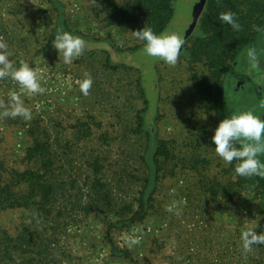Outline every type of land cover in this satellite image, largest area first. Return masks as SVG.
<instances>
[{
    "label": "rangeland",
    "instance_id": "obj_1",
    "mask_svg": "<svg viewBox=\"0 0 264 264\" xmlns=\"http://www.w3.org/2000/svg\"><path fill=\"white\" fill-rule=\"evenodd\" d=\"M189 1L193 2L194 0L176 1L174 17L166 30H173L175 25L181 26L185 22L184 18L189 17L191 14L189 5H187ZM59 2L63 5V11L66 14V25L71 30L78 31L92 40L108 41L120 51L143 47V42L132 36L131 32L134 30L131 27L124 28L122 21L113 26L108 24L107 20L110 14L106 7L111 5L113 11V6L116 5L117 8L121 6V0H60ZM183 6L185 8L181 14V21H179L178 13ZM52 9L53 5L45 0H0V43H5L8 46V49L13 53L11 57L13 61L17 64L21 60L26 61L37 73L40 64L39 53L43 51L39 47L49 42L55 26L58 24L57 13ZM250 46L256 47L260 53L262 66L259 65V67L261 69H250L244 58V53ZM94 55L92 58H97L100 63L107 58L104 53L100 52H96ZM138 55L146 56L143 50L139 51ZM77 58L80 60L84 57ZM154 64L158 94L156 100L149 105L155 106V115L152 113L151 119H155L158 139L170 142L171 147H169L171 149L175 147L173 152L179 158L193 160L202 157L210 161L209 167L204 168V171L201 170V174L209 175L205 182L209 181L211 186L216 183L221 185L228 183L232 176L226 175L224 170L230 169V165L220 160L207 143L212 137L211 115L204 108L193 106V85L185 60L180 57L175 66L163 65L156 61ZM198 71L201 72L199 69ZM74 74L78 75L80 81L85 77L82 66ZM142 77L144 85L145 77L144 75ZM263 77L264 32L245 48L237 58L236 64L229 69L224 78L222 102L226 117L239 109H254L257 115L264 117ZM96 85L99 86L101 96L107 94V87L104 88L102 82H96ZM107 85L108 82H106ZM13 88L19 91L11 80H0V100L7 102V93ZM77 88L79 91H74L80 95L79 109L83 111L82 113H91L90 117L94 119V137L84 147H77L76 150L84 153L88 149L87 153L90 157H104L105 160H108L107 164L111 166L110 173L119 168L123 157L127 154L132 159L130 165L134 170V159L137 157L135 155L138 153L139 156L143 155L145 142L138 146L137 140H132V137L135 136L133 134L134 127L125 130L120 122L122 115V110L119 107L121 93L118 89H114V95L110 99L103 96L100 105H97L95 109H87L86 96L80 91L79 84ZM144 88L146 98L151 102L145 85ZM27 102L28 106H32L30 101ZM78 114L80 113L78 112ZM85 114L80 116L88 117ZM12 125L8 123L7 118H4L3 123L0 121V162L5 164L8 171L23 170L26 150L30 147L32 138L29 130H14L11 128ZM205 125L208 129L207 134L201 136L198 131ZM105 135L109 136L107 143L100 140ZM125 140V144L127 142L130 144L124 146L122 143ZM261 159L264 160V157ZM174 165H176L175 168H173ZM165 172V177L160 180L158 193L155 197L156 208L146 221L124 231L115 230L111 235L115 247L131 253L134 258L132 262L112 256L111 247L105 238L106 226L103 222L105 217L96 215L83 219L76 213L71 214L74 220L70 221V219L68 224L63 226V230L59 231L54 239L57 244L52 240L55 245L51 247L56 251L55 254L72 255L74 259L72 264H215V262L220 264H264V246L255 247L246 254L243 252L241 232L251 226L246 225L245 221L239 222L234 229V235H231L232 228L222 224L216 228L214 233L216 235L213 236L211 242H205L202 239L199 242L193 241L195 237H191L189 233L194 231L190 232L186 226L187 214H183L179 210L183 209L182 207L177 208L181 201H177V206H174L175 198L170 193V187L171 184L179 185V182L183 181L186 186L185 191L188 190L194 197L193 192L201 189L204 177L201 174L193 173L186 163L180 162L178 166L177 162L171 164ZM173 177L175 180L171 183L169 179ZM235 179L236 176L233 175V180ZM175 197L177 198V196ZM234 201L232 203L228 197H223L225 211L236 208L237 199ZM20 224L21 215L17 211L0 215V225L8 227L13 233L21 228ZM256 231L257 234L264 232V225H259ZM51 235L52 233L48 229L44 238H49ZM131 239L138 240V243L132 245ZM198 246L200 248H197ZM191 248L194 250L192 251ZM212 253L219 255L217 259L211 255ZM196 254L201 258L193 256ZM206 254L210 256L203 258Z\"/></svg>",
    "mask_w": 264,
    "mask_h": 264
},
{
    "label": "trees",
    "instance_id": "obj_2",
    "mask_svg": "<svg viewBox=\"0 0 264 264\" xmlns=\"http://www.w3.org/2000/svg\"><path fill=\"white\" fill-rule=\"evenodd\" d=\"M45 1L51 3L52 10L57 13L56 27H62L72 33L66 25V14L60 0ZM176 1L121 0V6L119 8L113 6V11L111 5L106 7L110 14L107 21L111 26L122 21L124 28L131 27L134 31L141 30L147 25L159 34L170 25L175 14ZM229 10L235 12L238 17L241 24L239 32L222 25L218 20L221 12ZM254 25L264 28V0H208L196 32L182 50L184 55L180 57L185 60L191 74L193 106L204 108L211 115L212 135L218 123L226 118L222 102L225 76L245 48L263 33L255 31ZM57 28L47 47L52 44ZM72 34L80 36L86 42L84 53L86 56H92L96 52L104 53L107 56V67L114 69L132 67L142 73V67L137 66L135 59L144 45L141 48L120 51L108 41L92 40L78 32ZM161 64L166 65L164 62ZM198 69L201 70L200 73ZM144 98L146 106L152 103L146 98L145 90ZM140 119L139 128H142L144 120ZM82 125L83 130L87 131L86 124ZM35 128L29 130L32 143L26 150L23 170L8 171L5 164L0 162V215L14 211L21 215V228L15 233L8 227L0 225V264H72L74 261L72 255L55 254L56 251L51 246L55 245L54 242L57 244L54 239L59 231L63 230V226H66L70 219L74 220L71 216L74 213L83 219L91 215L105 217L103 219L106 226L105 238L111 247L112 256L132 262L134 258L129 251L115 247L111 239L113 231H123L134 224L145 222L156 207L155 194L158 192L159 176L164 170L167 171L171 164L177 162L178 166L179 162L186 163L189 170L195 174H201V170L204 171V168L211 164L202 157L193 160L181 157L184 158L183 161L176 153L174 154L175 147L171 149L170 142L158 139L157 127L154 134L145 131L147 139L152 144L148 141L141 158L149 173L134 201L122 204L124 197L121 194L125 192L120 190L119 180L116 181L118 187H114L107 180L106 175L111 169L107 164L108 160L102 156H93L94 160L85 163V168L92 172L87 179L88 183L92 181L88 191H83L76 180H69V184L64 183L59 176L56 147L48 143L45 134L37 125ZM207 130L205 125L198 132L205 136ZM207 143L213 150L215 145L211 143V139ZM235 163L234 161L230 165V169L224 170L226 175L232 176L228 183L210 186L209 192L213 196L218 195V190L227 195L233 187L238 186L264 191V178L237 176L234 173ZM233 175L236 176L235 180ZM112 176V179H117L121 174L114 172ZM48 229L52 235L44 238Z\"/></svg>",
    "mask_w": 264,
    "mask_h": 264
},
{
    "label": "crops",
    "instance_id": "obj_3",
    "mask_svg": "<svg viewBox=\"0 0 264 264\" xmlns=\"http://www.w3.org/2000/svg\"><path fill=\"white\" fill-rule=\"evenodd\" d=\"M55 28L57 27L55 26ZM68 30L72 31V33L78 32L71 30L69 26ZM47 45L48 43L46 42L39 47L43 51L39 53L38 58L40 63L38 78L41 86L45 88V92L38 95L21 94L25 106L31 109L32 118L27 121L20 117L15 119L7 118V120L9 124H13L11 128L14 130H30L34 129L37 125L39 130L45 134V139L48 140V143L56 147L61 180L64 183L67 182V184H69V180H76L83 191H88V186H91L92 181L88 183L87 179L92 172L85 168V163L89 160H94L96 156L90 157L87 153L89 152L88 149L83 153L82 151L78 152L76 148L84 147L94 137V119H91V113H82L83 111L78 107L80 95L76 91H79L77 87L80 80L78 79V75L74 73L82 66L84 74L90 75L93 79V85L88 95H85L87 109H95L97 105L101 104L103 96L110 99L114 95V89H118L121 93L119 100V107L122 110L120 122L125 130H130L132 127L136 129L133 132L135 136L132 137V140H137L136 143L138 146H141L145 142V147H147L148 141L152 144L147 139L148 135L145 131H149L150 133L154 131L155 133L156 122L155 119H153L154 122L151 119L152 113L155 115V106H146L145 104V88H142L145 84L143 85V75L138 69L132 67L114 69L106 66V60L100 63L97 58H92L93 56L90 57L85 54L82 55L84 58L80 60L79 58H74L72 64L65 65L62 59L58 58V53L52 44L50 47H47ZM96 82H102L103 87H107V94L101 96V91L99 86L96 85ZM106 82H108L107 86ZM36 98L37 100L34 101ZM27 101H30L32 106H28ZM81 114L88 115V117L84 118V116H80ZM102 115L106 116L104 114ZM140 118L144 120L142 121V128H139ZM0 121L3 123L4 117H0ZM83 123L86 124L87 131L83 130ZM139 129L141 132H139ZM108 139L109 136L105 135L100 140L107 143ZM125 142L126 140L122 143L124 146L130 144L129 142L125 144ZM70 147L72 148L70 149ZM135 156L137 157L134 159V170L130 167V160L132 159L126 154L119 168L112 171V173L120 172L121 176H118L117 179H112V173L108 172L106 175L107 180L114 187H118L116 181L119 180V188L125 192V194H121L124 197L122 204L134 201L133 199L137 197L136 194L140 191V187L143 185V181L149 173L145 163H142L143 159L139 156V153ZM164 173L166 172L163 171L160 174V180L162 177H165ZM201 175L204 177L202 182L203 186L201 189L193 192L195 194L194 197H192L193 195L188 190L185 191L186 186L183 184V181H180L179 185H176V183L171 184L170 187V193L175 198L173 201L175 203L174 206H177V201H181L177 208L182 207L183 209L179 210L183 214H187L186 226H188L190 232L194 231L193 233H189L191 237H195L193 241L199 242L202 239V241L211 242L213 236L216 235L214 234L216 228L222 224L232 228L231 235L235 234L234 229H236L239 222L245 221L247 222L246 225H251L250 228L255 230L258 229L259 225H264V191H257L248 186H238L233 187L227 195L218 190V195L213 196L209 192L211 186L209 181L205 182V179L209 178V175H206V173ZM171 176L174 175L171 174ZM169 180L172 183L175 178L173 177ZM157 185L159 189V183ZM223 197H228V199L232 200V203L237 199L238 205L235 206L236 208L225 211ZM182 204L183 206H181ZM138 225L140 224H134L130 228ZM130 228H126L125 230ZM235 244L237 246V240ZM197 248H200V246ZM191 250L193 251L194 249L191 248ZM211 255L216 259L219 256L217 253H212ZM193 256H198L199 259L201 258L197 254ZM209 256L206 254L203 258ZM215 264L220 263L215 262Z\"/></svg>",
    "mask_w": 264,
    "mask_h": 264
},
{
    "label": "clouds",
    "instance_id": "obj_4",
    "mask_svg": "<svg viewBox=\"0 0 264 264\" xmlns=\"http://www.w3.org/2000/svg\"><path fill=\"white\" fill-rule=\"evenodd\" d=\"M218 20L222 25L229 26L233 31L239 32L241 24L235 12L229 10L221 12ZM254 30L264 32V28L254 25ZM132 36L143 42V52L151 58H156L167 65L175 66L182 54L186 43L182 34L172 30L155 33L149 26L131 32ZM52 46L65 65L73 63L74 58L85 53L86 42L62 27L57 28L52 40ZM13 53L5 43H0V80L8 79L15 83L16 88L7 93V102L0 100V117L24 120L32 118L31 109L26 107L21 94H43L45 88L41 86L37 71L26 61H13ZM244 58L250 69L258 70L262 61L257 48L250 46L244 53ZM93 85L90 75L79 81L80 91L88 95ZM211 143L215 145L214 153L225 164L231 165L235 161L234 173L244 178H264V117L255 113L254 109H239L233 111L221 120L214 129ZM241 245L246 254L253 248L264 246V232L257 234L253 228H246L241 232ZM135 245L138 240L131 239Z\"/></svg>",
    "mask_w": 264,
    "mask_h": 264
},
{
    "label": "water",
    "instance_id": "obj_5",
    "mask_svg": "<svg viewBox=\"0 0 264 264\" xmlns=\"http://www.w3.org/2000/svg\"><path fill=\"white\" fill-rule=\"evenodd\" d=\"M207 1L208 0H194L193 2L189 1L187 5H189V8H190L189 10L191 14H189L188 12L189 17L187 19L184 18L185 22L181 26H178V27L177 25H175V28L172 31H175L178 34H182L185 38V41L187 42L193 36V33L198 27L199 20L205 10ZM185 6H183L178 13L179 21H181V17H182L181 14L183 13ZM154 61L163 63L162 61L156 58L148 57L147 55L145 57H141L138 55L135 59V63L137 64V66L142 67L141 70H142V74L145 77L144 79L145 86L147 88L148 97L151 102H154L156 100V97L158 94V84H157L156 69H155Z\"/></svg>",
    "mask_w": 264,
    "mask_h": 264
},
{
    "label": "flooded vegetation",
    "instance_id": "obj_6",
    "mask_svg": "<svg viewBox=\"0 0 264 264\" xmlns=\"http://www.w3.org/2000/svg\"><path fill=\"white\" fill-rule=\"evenodd\" d=\"M259 65H261V66H262V63H261V64L259 63ZM263 78H264V77H263ZM263 85H264V84H263Z\"/></svg>",
    "mask_w": 264,
    "mask_h": 264
}]
</instances>
